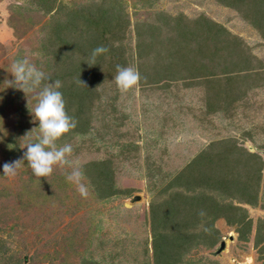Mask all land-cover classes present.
Instances as JSON below:
<instances>
[{"label":"rangeland","instance_id":"obj_1","mask_svg":"<svg viewBox=\"0 0 264 264\" xmlns=\"http://www.w3.org/2000/svg\"><path fill=\"white\" fill-rule=\"evenodd\" d=\"M114 1L119 5L116 13L122 11L128 20L121 40L128 60L124 67L136 69L140 79L121 91L113 79L116 73L104 77L95 86L88 131L69 132L56 142L72 145L68 160L79 165L86 194L66 181L72 170L67 164L54 165L47 177H35L26 161L19 162L14 176L0 174V264H87L89 259L100 264H154L150 204L169 190L184 188L177 185L163 191L197 156L221 149L226 161L219 169L215 163L206 164L204 170L221 178L232 174L229 167L234 164L232 168L247 173L252 182L256 179L255 166L245 165L248 157L224 148L233 144L256 153L262 161L256 202L226 197L245 209L250 220L248 239H239L235 225L218 218L213 222L216 242L192 246L176 264H264L260 250L264 238L255 244L257 232L264 237L263 32L216 0ZM40 2L0 0V171L4 163L22 158L21 147L38 131L29 108L35 107L39 89L25 94L7 87L13 60L27 59L55 81L61 55L50 41V27L64 20L68 8L93 3L110 8L108 0H55L56 7L46 12L48 3ZM57 5L65 9L58 12ZM202 17L237 37L249 57V67L238 69L231 62L237 60L234 51L220 52L227 57L206 52L205 70L213 73V89L232 86L235 93L229 103L220 100L224 108L214 111L207 109L205 78L209 77H191L184 67V47L177 56L169 50L168 38L183 40L173 27L175 20L182 18L188 24ZM70 27L63 33H70ZM229 74L235 76L230 83ZM103 160L112 169L113 194H102L88 174L90 163ZM202 188L206 191L202 185L188 191ZM207 192L219 196L217 190ZM222 240L225 248L217 252Z\"/></svg>","mask_w":264,"mask_h":264},{"label":"trees","instance_id":"obj_2","mask_svg":"<svg viewBox=\"0 0 264 264\" xmlns=\"http://www.w3.org/2000/svg\"><path fill=\"white\" fill-rule=\"evenodd\" d=\"M54 1L41 0L40 3L44 5L48 3L46 12H49L56 7V5L54 7ZM216 1L224 6L236 9L244 20L259 28L264 37V0ZM108 2L110 8L103 6L101 3L82 5L73 9L68 8L69 10L63 12L64 20L57 21L50 27L53 37L50 38V41L55 43L58 56L61 55L57 59L60 65L57 68V73L54 74V78L63 81L59 90L63 94L65 110L75 119V127L67 133L77 131L79 134H83L88 131L90 112L95 104L94 99L97 97L95 95L96 84L104 77H111L117 72L118 65L124 67L128 61L121 41L128 20L123 17L122 11V15L116 13L114 8L119 5L114 0H108ZM57 6L59 11L57 8L55 11L62 12L65 9L60 5ZM186 23H183L182 18L175 20L173 27L183 40L181 42L168 38L170 53L174 56H177L178 53L182 54L184 47L186 53V66L184 67L189 71L191 77H209L205 78L209 88L207 109L208 111L217 110L222 107L219 104L220 100L229 103L231 101L230 96L235 93L233 92L234 89L231 88L232 86L221 91L213 89V73L205 70L204 56L206 52L209 51L213 56L218 54L219 57H227L228 54L234 51L237 60L231 62H233L234 67L238 65V69L249 67V57L240 47L238 38L230 34L224 26L203 17L194 20L193 23ZM69 26H71L69 28L71 32L63 33V30ZM149 29L151 28L149 27ZM59 30H62V32L59 33ZM151 33H154V31L151 30ZM190 42H193V46ZM101 45L105 46L108 51L96 57L95 65H89L86 61L90 59L92 50ZM221 51H225L227 55L225 53L222 55ZM242 52L244 55H242ZM181 61L184 63V58ZM102 70L105 71V74ZM223 70H227L226 67ZM229 70L227 71L229 72ZM227 77L229 83L233 77L235 79L233 74H229ZM224 148L228 149L226 151L240 152L248 157L250 162L244 159L245 165H250L251 168L252 165L255 166L256 179L252 177L254 180L252 182L247 173L232 168L236 166L234 164L229 167L232 174L226 177L215 178L213 172L204 170L207 169L206 164L211 163H215L216 168L219 169L227 158V155L220 153L221 149H216L214 152L208 150L197 156L191 164L178 172L167 183L163 191L167 192L170 186L184 185V188L169 190L164 198L152 201L150 204L151 248L154 264H176L181 253L189 250L192 246L198 244L213 245L216 242L217 233L216 228L213 227V222L218 218H223L229 225H235V231L238 233L239 239H248L250 220L246 216L245 209L232 203L231 200H226V197L237 198L239 201L249 204L255 203L262 161L256 153L243 150L234 144ZM250 157H253V161ZM238 161L237 159L236 162ZM89 165L91 167L88 174L97 184L102 194H113L115 190L111 183L112 169L108 161H93ZM245 170L249 171V169ZM240 178H243V182H240ZM200 185L205 186L206 191L203 190L205 188L194 189L192 192L188 191L189 188H198ZM207 189L217 190L219 196L207 192ZM200 224L203 228L198 227ZM262 238H264L263 235L257 232L255 244L260 243ZM260 250L263 254L261 257L264 260V244ZM87 264L100 263L89 259Z\"/></svg>","mask_w":264,"mask_h":264},{"label":"clouds","instance_id":"obj_3","mask_svg":"<svg viewBox=\"0 0 264 264\" xmlns=\"http://www.w3.org/2000/svg\"><path fill=\"white\" fill-rule=\"evenodd\" d=\"M107 51L105 46H97L92 50L90 59L86 62L89 65H95L96 57ZM10 68L8 73L11 74V79L7 80V87L22 90L25 94L39 89L35 107L29 108L31 119L37 122L38 131L34 139L27 141L21 147L25 149L22 158L4 163L0 174L14 176L19 162L26 161L35 177H47L52 173L54 165L67 164L72 170L66 174V181L79 185L81 194H86L83 184L80 183L83 173L79 165L68 160V155L73 151L72 145L65 143L57 146L56 143L65 133L75 127L74 117L65 110L63 94L59 90L60 81L51 80L44 71L24 58L14 59ZM113 79L118 89L127 91L138 83L140 73L133 67L118 65ZM45 81L47 83H44ZM2 100L3 96H0V101Z\"/></svg>","mask_w":264,"mask_h":264},{"label":"water","instance_id":"obj_4","mask_svg":"<svg viewBox=\"0 0 264 264\" xmlns=\"http://www.w3.org/2000/svg\"><path fill=\"white\" fill-rule=\"evenodd\" d=\"M136 199L139 198V196H135ZM225 248V241H221L219 244V247L217 248V252H220L221 250H223Z\"/></svg>","mask_w":264,"mask_h":264}]
</instances>
